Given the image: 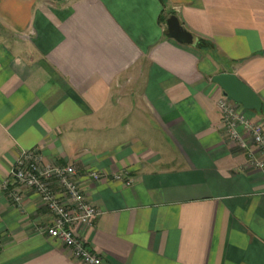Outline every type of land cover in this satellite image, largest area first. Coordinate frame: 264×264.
Returning <instances> with one entry per match:
<instances>
[{"label": "crops", "instance_id": "1", "mask_svg": "<svg viewBox=\"0 0 264 264\" xmlns=\"http://www.w3.org/2000/svg\"><path fill=\"white\" fill-rule=\"evenodd\" d=\"M172 12L195 44L167 36ZM223 73L264 125V0H0V183L21 147L73 163L105 264H264V170L226 134ZM51 218L0 186V264H85L37 230Z\"/></svg>", "mask_w": 264, "mask_h": 264}, {"label": "built area", "instance_id": "2", "mask_svg": "<svg viewBox=\"0 0 264 264\" xmlns=\"http://www.w3.org/2000/svg\"><path fill=\"white\" fill-rule=\"evenodd\" d=\"M216 105L227 136L235 140L240 149L255 145L258 152L250 155V165L264 170V125L247 116L239 103L225 93L217 98ZM104 174L95 169L86 172L91 180ZM112 176L127 185L133 182L128 171L114 172ZM0 186L19 208L25 189L35 191L52 217L50 223L39 224L37 230L60 240L81 262L105 264L101 254L90 248L76 231L78 225H92L102 210L87 198L73 163L48 162L39 147H21Z\"/></svg>", "mask_w": 264, "mask_h": 264}, {"label": "water", "instance_id": "3", "mask_svg": "<svg viewBox=\"0 0 264 264\" xmlns=\"http://www.w3.org/2000/svg\"><path fill=\"white\" fill-rule=\"evenodd\" d=\"M165 21L167 36L173 37L182 43H196L195 35L184 27L176 13H169L166 16ZM215 79L222 84L224 92L232 99L240 101L246 106L251 105V90L241 81L236 79L232 74H219L215 76Z\"/></svg>", "mask_w": 264, "mask_h": 264}]
</instances>
